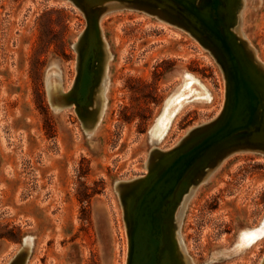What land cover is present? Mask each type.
I'll return each mask as SVG.
<instances>
[{"label": "rangeland", "instance_id": "374dc122", "mask_svg": "<svg viewBox=\"0 0 264 264\" xmlns=\"http://www.w3.org/2000/svg\"><path fill=\"white\" fill-rule=\"evenodd\" d=\"M234 6L241 47L264 71V0ZM86 23L70 0H0V264H126L116 184L133 188L157 166L153 150L190 142L189 129L224 110L208 49L165 19L114 6L98 19L104 75L80 117L71 98ZM175 217L179 264H264V152L217 160Z\"/></svg>", "mask_w": 264, "mask_h": 264}, {"label": "water", "instance_id": "95a60500", "mask_svg": "<svg viewBox=\"0 0 264 264\" xmlns=\"http://www.w3.org/2000/svg\"><path fill=\"white\" fill-rule=\"evenodd\" d=\"M70 1L87 21L86 41L84 35L75 44L78 59L71 98L80 117L91 109L94 91L104 75L100 67L107 57L105 44L95 31L99 16L110 7L136 8L182 28L208 49L221 67L226 83L222 115L211 124L189 129L185 136L192 139L190 142L168 152L153 150L161 154L157 166L149 169L144 179L133 182V188L130 189L131 180H121L115 187L127 229L126 264H179L173 256L169 231L174 223L177 230L176 210L185 194L229 152H264V71L257 68V64L261 65L256 59L249 60L241 47L236 31V0ZM102 53L104 58L100 59ZM176 237L180 244L178 234ZM185 263L190 264L187 259Z\"/></svg>", "mask_w": 264, "mask_h": 264}]
</instances>
